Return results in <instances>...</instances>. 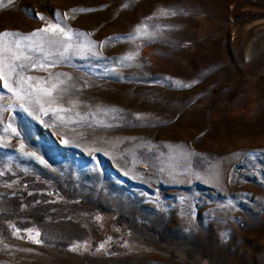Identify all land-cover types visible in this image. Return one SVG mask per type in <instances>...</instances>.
<instances>
[{
	"label": "rangeland",
	"instance_id": "obj_1",
	"mask_svg": "<svg viewBox=\"0 0 264 264\" xmlns=\"http://www.w3.org/2000/svg\"><path fill=\"white\" fill-rule=\"evenodd\" d=\"M0 76V264H264V0H0Z\"/></svg>",
	"mask_w": 264,
	"mask_h": 264
},
{
	"label": "snow or ice",
	"instance_id": "obj_2",
	"mask_svg": "<svg viewBox=\"0 0 264 264\" xmlns=\"http://www.w3.org/2000/svg\"><path fill=\"white\" fill-rule=\"evenodd\" d=\"M9 2H11V0H9ZM50 28L53 31H59L60 33H63L64 35H67V33H64V30L62 28H59L57 25H51ZM47 30L48 29H42L41 31H47ZM3 35H14V34L13 33H4ZM17 58H19V57H17ZM131 58H132L131 56L127 57V59H131ZM0 79H3V77L0 76ZM5 86H7V85H5ZM13 131H15V130L13 129ZM37 235H39V234L37 233ZM37 242H39V241H37Z\"/></svg>",
	"mask_w": 264,
	"mask_h": 264
}]
</instances>
